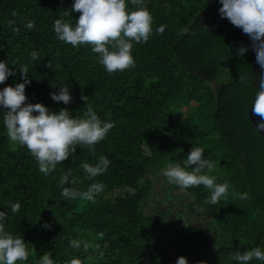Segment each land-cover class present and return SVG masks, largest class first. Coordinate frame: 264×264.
<instances>
[{"label":"trees","instance_id":"obj_1","mask_svg":"<svg viewBox=\"0 0 264 264\" xmlns=\"http://www.w3.org/2000/svg\"><path fill=\"white\" fill-rule=\"evenodd\" d=\"M144 2L153 34L147 43H134V68L109 75L89 45L73 48L54 32L56 19L75 24L80 13L62 15L74 0H0V61L16 69L0 89L22 82L19 65L27 64L28 102L50 111L66 108L73 117H82L91 105L102 121L114 122L94 145L95 154L78 146L75 156L45 176L26 147L9 141L0 109V211L8 213L6 231L21 236L29 251L28 260L18 264H37L46 252L55 264L73 258L82 264H175L179 256L188 264H235L228 254L237 248L264 250V137L249 115L256 79L238 81L239 74H253L251 48L238 39V28L220 17L218 0ZM29 20L35 24L31 30L25 28ZM160 25H166L162 35L155 32ZM182 28L190 34L180 36ZM240 45L248 48L243 56L236 55ZM32 51L38 60H31ZM65 84L72 97L67 105L50 97ZM81 95L88 96L86 104ZM192 147L203 148L204 158L216 163L207 174L231 188L227 200L215 205L207 202L210 192L203 186L186 189L206 218L171 229L149 210L153 176L169 163L183 167ZM101 155L110 160L109 167L86 179L80 165H94ZM69 169L80 182L65 186L86 191L91 183L104 184L94 203L63 199L57 181ZM9 202H19V212L11 213ZM157 231L172 233V253L148 241ZM71 239L93 246L73 249Z\"/></svg>","mask_w":264,"mask_h":264},{"label":"clouds","instance_id":"obj_2","mask_svg":"<svg viewBox=\"0 0 264 264\" xmlns=\"http://www.w3.org/2000/svg\"><path fill=\"white\" fill-rule=\"evenodd\" d=\"M221 7L218 12L221 18H226L234 27L241 31L251 40V48L255 53V62L261 71L259 75V91L255 93V99L251 104L252 114L260 118L256 125L259 132L264 130V0H218ZM129 3L132 9H129ZM71 12L80 13L72 25L63 19L53 22L54 32L61 42L70 44L73 48L89 45L92 53L98 54V62L104 67L109 75L123 72L135 67L132 49L135 44L147 43L153 34V17L144 0H74L71 11L65 9L63 16H71ZM16 13L13 12V16ZM15 21H9L12 26ZM35 27L33 21L29 20L25 28L31 30ZM166 25H160L155 29L157 34H163ZM13 32L18 33L19 28L12 27ZM188 28L179 31L180 36L189 35ZM194 35V33H191ZM248 51L243 45L236 49L237 56H243ZM32 61L38 60L36 51L30 53ZM12 65H17L13 62ZM47 67L53 69L51 61ZM22 82L14 86L7 85L0 89V109L4 110L3 125L6 135L13 144L26 147L29 154L37 163L39 172L47 176L54 171L58 164L68 159L69 155L75 156L77 147L87 148L95 154L94 145L103 141L109 131L114 127L110 120L102 121L91 105L82 117H73L66 108L59 111H50L42 103H30L25 94L26 85H29V67L27 64L19 65ZM16 69L10 68L8 63L0 61V84H4L9 76H15ZM251 78L257 79L251 72L239 74L238 81ZM52 87H57L52 85ZM58 92H51L50 97L55 102H63L65 105L71 103L72 97L68 85L58 87ZM84 104L88 96L81 95ZM36 113V114H34ZM106 116L110 114L106 113ZM204 149L192 147L187 153V159L182 167L179 163L167 164L161 169V174L168 184L178 186L181 190L192 187L203 186L210 192L209 203L215 205L221 200H227L231 185L229 182L216 183V178L207 173L212 172L216 163L204 158ZM110 160L99 156L93 165L82 163L86 179H95L103 175L110 165ZM194 165V167H189ZM191 169L190 171L188 169ZM80 182L79 177H73L71 170L60 175L57 186L64 200H75L77 198L85 201L95 202V196L104 190L101 182L91 183L86 191H79L76 187L65 185H76ZM232 195L241 200L248 198L247 193ZM11 213L20 210L19 202H9ZM8 213L0 211V264H18L29 258V251L21 236H14L5 229ZM45 228L50 225L45 224ZM103 233H98L103 238ZM87 251L93 245L90 242H81L77 239L70 240L73 249ZM98 246V245H97ZM230 261L235 264H251L253 260L264 264V250L256 246L241 251L239 248L228 254ZM37 264H55L49 253L43 254ZM66 264H82L81 260L73 258ZM175 264H188L184 256H179ZM204 264V262H199Z\"/></svg>","mask_w":264,"mask_h":264},{"label":"rangeland","instance_id":"obj_3","mask_svg":"<svg viewBox=\"0 0 264 264\" xmlns=\"http://www.w3.org/2000/svg\"><path fill=\"white\" fill-rule=\"evenodd\" d=\"M155 184L151 192L149 210L158 212L155 216L163 226L171 229H180L190 222H202L206 218V212L194 201L192 195L178 186L168 184L162 174L153 176ZM148 212V210H147ZM172 233L157 231L148 241L160 242L170 253L174 250Z\"/></svg>","mask_w":264,"mask_h":264},{"label":"water","instance_id":"obj_4","mask_svg":"<svg viewBox=\"0 0 264 264\" xmlns=\"http://www.w3.org/2000/svg\"><path fill=\"white\" fill-rule=\"evenodd\" d=\"M237 34H238V39L246 40L248 42L250 48H251V40L249 39V37L247 35H245L241 31V29H239V28L237 29ZM251 51H252L251 53L253 55V61H254L253 74H254V76L257 77V79L254 81V86L256 87L257 91H259V75H260L261 69H260L259 65L256 64V62H255V53L252 50V48H251ZM249 115H250L251 121L256 126L260 122V118L258 116L253 115L251 109L249 111ZM260 133L264 137V130H261Z\"/></svg>","mask_w":264,"mask_h":264}]
</instances>
